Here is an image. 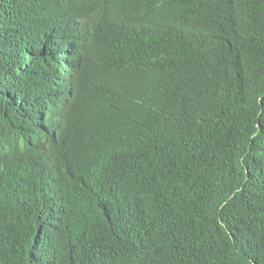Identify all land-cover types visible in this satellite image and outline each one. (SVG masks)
Returning <instances> with one entry per match:
<instances>
[{"label":"trees","instance_id":"16d2710c","mask_svg":"<svg viewBox=\"0 0 264 264\" xmlns=\"http://www.w3.org/2000/svg\"><path fill=\"white\" fill-rule=\"evenodd\" d=\"M65 1L0 0V264H264V0Z\"/></svg>","mask_w":264,"mask_h":264},{"label":"clouds","instance_id":"9594fccd","mask_svg":"<svg viewBox=\"0 0 264 264\" xmlns=\"http://www.w3.org/2000/svg\"><path fill=\"white\" fill-rule=\"evenodd\" d=\"M123 1H128V0H103V5L107 3H114V4H118L121 3ZM152 3V0H146V5H150ZM65 4L67 7L61 6L63 8V10L66 9H72V8H76V9H87L86 6V0H66ZM73 11V10H72ZM74 13L78 14L79 18L77 21V26L76 28L78 29L77 32H83V31H87L89 36L94 35V30L89 26V16L87 13H81V12H77V11H73ZM24 30H21V36H24ZM115 64H114V68H113V72H124L126 74H129L131 71L130 68V60L127 56V53L124 49H121L119 52H117L116 57H115ZM56 61V60H55ZM58 68V66L56 65V69Z\"/></svg>","mask_w":264,"mask_h":264}]
</instances>
